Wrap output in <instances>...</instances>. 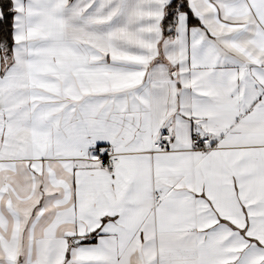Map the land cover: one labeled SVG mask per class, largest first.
<instances>
[{"label":"snow or ice","instance_id":"snow-or-ice-1","mask_svg":"<svg viewBox=\"0 0 264 264\" xmlns=\"http://www.w3.org/2000/svg\"><path fill=\"white\" fill-rule=\"evenodd\" d=\"M0 264H264V0H0Z\"/></svg>","mask_w":264,"mask_h":264}]
</instances>
